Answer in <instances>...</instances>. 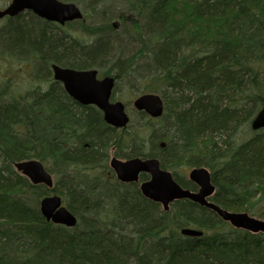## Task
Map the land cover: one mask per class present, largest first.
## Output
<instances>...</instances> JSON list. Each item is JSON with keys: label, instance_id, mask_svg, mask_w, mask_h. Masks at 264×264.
<instances>
[{"label": "trees", "instance_id": "obj_1", "mask_svg": "<svg viewBox=\"0 0 264 264\" xmlns=\"http://www.w3.org/2000/svg\"><path fill=\"white\" fill-rule=\"evenodd\" d=\"M61 1L84 10L91 43L54 34L35 15L5 17L9 26L0 27V41L12 45L0 55L18 57L39 83L16 93L0 76V264H264V233L235 229L185 198L165 211L138 183L119 182L107 161L111 148L124 159L156 157L191 191L197 186L179 169L203 166L214 203L244 212L251 201L264 217V128H250L264 102V0ZM114 20L136 30L144 55L138 46L125 59L108 56L118 45ZM26 26L38 29L27 44L40 55L12 52L22 51ZM52 63L114 76L113 91L121 79L132 89L139 82L141 94L161 96L164 112H139L146 124L138 132L113 128L48 81ZM32 158L54 176L51 188L15 170V161ZM49 194L76 216L74 227L45 221L39 200ZM183 227L204 233L183 236Z\"/></svg>", "mask_w": 264, "mask_h": 264}, {"label": "water", "instance_id": "obj_2", "mask_svg": "<svg viewBox=\"0 0 264 264\" xmlns=\"http://www.w3.org/2000/svg\"><path fill=\"white\" fill-rule=\"evenodd\" d=\"M28 10L37 17L60 25L66 22L82 19L83 13L73 2L61 0H10L0 8V19L13 17ZM53 79L62 83L66 93L81 105H93L102 112L103 121L116 129L124 128L129 122L125 105L121 101L110 100L115 79L112 76L97 78V70L74 69L58 64H51ZM133 107L143 111L151 118L161 117L164 104L157 93H144L133 100ZM253 131L264 128V102L250 122ZM15 170L25 176L32 184H43L48 188L53 186L52 174L46 170L38 159H26L13 163ZM109 166L116 179L122 183H133L139 180L141 173L149 174L150 178L140 183L142 195L167 211L170 203L175 200L189 199L201 206L214 211L223 221L236 229L251 233H264V219H259L246 212H236L224 209L208 198L214 193L209 171L205 167H194L188 173V179L196 184L197 190L183 188L173 178L170 171L160 167L155 157H131L125 160L112 156ZM41 215L46 222L72 228L77 223L76 216L63 204L57 194L42 197L39 201ZM180 233L184 236L197 237L202 231L196 228L183 227Z\"/></svg>", "mask_w": 264, "mask_h": 264}, {"label": "rangeland", "instance_id": "obj_3", "mask_svg": "<svg viewBox=\"0 0 264 264\" xmlns=\"http://www.w3.org/2000/svg\"><path fill=\"white\" fill-rule=\"evenodd\" d=\"M10 2V0H1L0 1V8H4L8 3ZM79 8L83 11L84 10L79 6ZM178 8H181L180 6ZM22 14V19H24L25 21H29L30 19V15H34L32 14V12L30 11H23L21 12ZM81 19L77 20V21H72V22H68L65 23L63 25H57L54 23H50L49 25L51 26L49 29L52 31V33L54 34H68L71 37H75L79 40L80 43H84V44H89L93 41V37H91V33H89V30H85L81 25L82 22ZM85 23V22H84ZM116 24V26H114V28H116V35H117V47H115L116 45H114L112 47V50L110 52V54H108V56H116L115 54L118 53L117 58L121 59H125L126 57H128L129 55L132 54V52H134L135 50H137L138 46L142 47V55H144L145 53V44L139 40V34L136 32V30H130V28H128L126 26V29L123 28V30L121 29L122 27H120V23L116 20L113 21V24ZM1 25L3 27H7L9 26V22L4 19H0V27ZM26 28L27 30H29V36L28 39L26 40L25 45L23 46V48L21 49L22 51H12L13 54L15 56H31V54H33V52L35 54L40 55V51L35 48H29V44L33 41L36 40L37 36H38V29L36 26H26L23 27ZM130 32V35L132 36V39H130V41H126L123 42L124 38L123 34L124 32ZM89 34V35H88ZM9 36V35H8ZM7 36V38H8ZM68 37V36H67ZM12 48V45H10L8 42H1L0 41V50H6V51H10V49ZM43 50V48H41ZM2 55H0V76L6 79H10V81L12 82L13 86H12V91H15L16 93L22 92L25 93L28 90H31V88L35 85V83H37L34 79V75L32 74V72L30 70H28L27 67H25V64L23 63L22 60H20L18 57H10L8 55H4L3 53H1ZM121 55H123L124 57H122ZM37 56V55H36ZM140 57V56H139ZM137 59V58H136ZM139 59V58H138ZM137 59V63L140 62V60ZM145 60V59H144ZM144 60L141 61V63L144 62ZM140 63V64H141ZM112 64H115L114 62H112ZM111 65V64H110ZM48 81H53L52 75L50 74V76H48ZM39 82V81H38ZM138 82V80L136 81ZM39 84V83H37ZM44 85V84H43ZM137 88H130L126 85V82L124 79H121L120 81H117V87L115 88V91H113L114 95V101L118 100L121 101L126 108V112L128 114V116L130 117V121L127 125V127L125 128L126 132L132 133V132H138L139 130H141L143 128V126L146 124L143 116L140 115L139 111H137L133 106H132V102L133 100L139 96L143 90L142 88V84L139 85V82L136 84ZM11 96V95H9ZM111 156H115L114 154V149L111 148L108 151V163L109 160L111 158ZM117 157V156H116ZM120 158V157H118ZM120 159H124V158H120ZM191 170V168H186V169H179L180 174L185 175V177L188 179V173ZM170 171V170H169ZM54 179V176H53ZM248 202V203H247ZM246 206L251 209V211H244L246 213H248L251 216H254L256 218L259 219H264V217L259 216V212L260 210H262V205L261 204H254V207L252 208L251 205V201H247ZM251 205V206H250ZM238 212H243V211H238ZM227 228L222 229L221 232H226ZM206 233H209L206 231Z\"/></svg>", "mask_w": 264, "mask_h": 264}, {"label": "flooded vegetation", "instance_id": "obj_4", "mask_svg": "<svg viewBox=\"0 0 264 264\" xmlns=\"http://www.w3.org/2000/svg\"><path fill=\"white\" fill-rule=\"evenodd\" d=\"M98 78H101V76H98ZM115 79V83H114V86H115V84H116V78H114ZM56 82V81H55ZM60 85L62 86V84L60 83ZM62 88H63V86H62ZM71 98V97H70ZM72 99V98H71ZM73 100V99H72ZM82 106H89V105H82ZM143 114H145V113H143ZM147 116V115H146ZM149 179V175H147V177L146 178H144V179H140V177H139V181H138V186H140V183L141 182H143V181H146V180H148Z\"/></svg>", "mask_w": 264, "mask_h": 264}, {"label": "bare ground", "instance_id": "obj_5", "mask_svg": "<svg viewBox=\"0 0 264 264\" xmlns=\"http://www.w3.org/2000/svg\"><path fill=\"white\" fill-rule=\"evenodd\" d=\"M149 158V157H148ZM156 158V157H155ZM158 159V158H157ZM200 167H203V166H200ZM194 168V167H193ZM139 187V186H138ZM214 187H215V185H214ZM50 195V194H49ZM198 230H201V229H198ZM202 231V233H204V230H201Z\"/></svg>", "mask_w": 264, "mask_h": 264}]
</instances>
